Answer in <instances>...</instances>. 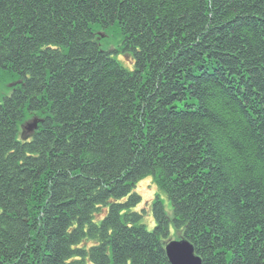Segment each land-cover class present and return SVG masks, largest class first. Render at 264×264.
<instances>
[{"label":"trees","instance_id":"1","mask_svg":"<svg viewBox=\"0 0 264 264\" xmlns=\"http://www.w3.org/2000/svg\"><path fill=\"white\" fill-rule=\"evenodd\" d=\"M123 35L130 68L97 31ZM0 264H264V0H0ZM39 118L32 132L22 125ZM160 196L155 226L137 183Z\"/></svg>","mask_w":264,"mask_h":264},{"label":"rangeland","instance_id":"2","mask_svg":"<svg viewBox=\"0 0 264 264\" xmlns=\"http://www.w3.org/2000/svg\"><path fill=\"white\" fill-rule=\"evenodd\" d=\"M106 35V38L101 41V47L104 50H119L120 52L119 54H116V56L123 62L124 65L131 68L133 66L131 57L129 56L128 59L126 57L127 55L124 54L121 49L123 47V35L119 31V29L117 27L111 26ZM8 84H6L7 86H5L0 82V102L5 95H10L12 92L11 90H9ZM135 191L142 197V203L138 206V208L140 209L144 207L146 209L143 221L149 230H152L155 226L153 203L157 199V195L162 199L167 215L170 218L173 217V206L171 202L164 193L159 192L156 184L152 181V178L150 176L137 183ZM170 235V238H172L171 240L181 239V234L177 233L172 224L170 226Z\"/></svg>","mask_w":264,"mask_h":264},{"label":"water","instance_id":"3","mask_svg":"<svg viewBox=\"0 0 264 264\" xmlns=\"http://www.w3.org/2000/svg\"><path fill=\"white\" fill-rule=\"evenodd\" d=\"M101 36H104L101 34ZM18 83H21L19 81ZM16 83L11 84L14 86ZM40 119H34L26 125L28 132L38 127ZM166 253L171 264H202V259L195 254L194 246L187 240H171L166 245Z\"/></svg>","mask_w":264,"mask_h":264}]
</instances>
